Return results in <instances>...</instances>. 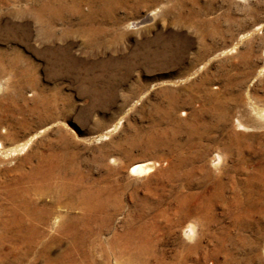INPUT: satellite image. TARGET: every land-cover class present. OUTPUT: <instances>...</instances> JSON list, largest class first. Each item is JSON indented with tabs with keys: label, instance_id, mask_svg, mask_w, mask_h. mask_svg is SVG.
I'll return each mask as SVG.
<instances>
[{
	"label": "rangeland",
	"instance_id": "374dc122",
	"mask_svg": "<svg viewBox=\"0 0 264 264\" xmlns=\"http://www.w3.org/2000/svg\"><path fill=\"white\" fill-rule=\"evenodd\" d=\"M49 25L0 0V219L17 190L44 214L37 242L0 239V264L64 248L71 217L72 252L134 241L164 264L194 212L186 264H258L264 0H72Z\"/></svg>",
	"mask_w": 264,
	"mask_h": 264
},
{
	"label": "bare ground",
	"instance_id": "6f19581e",
	"mask_svg": "<svg viewBox=\"0 0 264 264\" xmlns=\"http://www.w3.org/2000/svg\"><path fill=\"white\" fill-rule=\"evenodd\" d=\"M1 2L7 3V5H8V3H10V4L12 3L14 5H17L18 8H20L24 13L28 14V16H30L36 23H38V24H42L43 23L46 27L50 26L49 24L52 21V19L58 18V16H60L62 13L63 14L72 13V0H1ZM67 26H69V25H67ZM255 117L258 118V116H255ZM259 119H261V116H259ZM146 166H147L146 161H143V160L130 161V162H128L126 164V168L125 169H126L127 172H141V171H143L146 168ZM31 167H29V168L31 169ZM43 170L45 171L46 169H43ZM45 179H46V181H45L46 185H50L51 186L52 183L49 182L46 177H45ZM52 187L53 188H51L49 190L52 193L49 194L48 198L52 199V200H56L57 198L55 196V192L57 190L54 189V186H52ZM27 190H29V189H27ZM54 190H56V191L54 192ZM35 192H37V191H35ZM22 194H23L22 190L21 191L17 190V192L14 194V195H16V197L14 195H13V197L10 196L9 202L8 201L6 202L7 209L4 212V216L0 219V239L5 241V243H7V241L10 243L9 240H11L13 238L20 239L22 242H25V244L26 243L32 244L33 242H37L36 241L37 240V236L35 235V233L37 232L38 229L34 226V224L38 223V222H41L40 221V219H41L40 217H41V215H44V214H42L41 211H38V210H40V208H38V207H36L34 205H30L29 202L27 201V198L23 197L24 195H22ZM29 197H30V195H29ZM14 199H16V200L14 201ZM64 204H65L64 206L66 208H71L70 204H67V203H64ZM43 206H44V203H43ZM194 207H195V205H194ZM203 208H204V206H203ZM200 213L194 212L193 215H191L189 218H184L183 221L181 223H179V225H177L178 226L177 227L178 236L180 238L178 239V241L176 239V244H175L176 250H174L172 252V254L170 256V259H168V261H166V263H164V264H186V262L184 261L186 259V257H187V253L186 252H187L188 248H190V246L192 245L191 242H188V239H189V237L191 235L192 222H195V221H193L195 218H196V221H197V219H200L201 222H203L204 218H205L204 215H203V219L200 218L199 216L202 214V213L201 214ZM46 214L47 213L45 212V215ZM55 215H56V212H52L51 213L50 218H49L50 219L49 220L50 224H51L52 218H55L54 217ZM185 215H186V213H185ZM56 216H58V214ZM60 216H62V215H60ZM77 220H78V223H84V220H86V216H84V215H80L79 216L78 215ZM46 224H44V226ZM55 224L56 223H54V225ZM59 225H55V227L58 228ZM62 225H63V227L61 226L62 227L61 230L69 232V233H66L67 236H68L66 246L64 248L60 249V250H57V251L53 252L50 255H48V254L46 255V254L42 253L43 255H42L41 261L38 264H106L107 261L109 262V264H141V262H142L140 260L141 256H140V258L136 257L138 244L136 242H134V241H133L132 244L129 243V244H131V246H130L131 248L128 249L129 251H126L125 253H122L119 248H117V249H108V248H102V247L99 248L98 245H94L93 248H90V249H93V250H90V251L80 250L78 252V254L75 253V252H72V228H73L72 227V217L70 218V220H68L67 222H65ZM40 226L41 225H39V227ZM50 231H51V228H50ZM131 232H132V230L127 231V237L130 236L129 234H131ZM43 234L45 235V233H43ZM79 234L80 233L77 232L74 235V237L78 238ZM218 235H220V237L217 236V233L213 234L214 239L216 240L214 245H213L214 249L218 248V241L217 240H221V238L224 239L223 236H226L224 233H220V234L218 233ZM47 239H48V237H47ZM234 239L236 240V237ZM243 239H245V238L241 237L240 235L237 236V240L238 241H240V240L242 241ZM247 241H248V239H246V241L244 240L243 242H247ZM39 244H40V242H39ZM94 244H96V243H94ZM6 246H8V244L5 245V247ZM256 246H257L256 247L257 248V252H256L257 254L254 251H252V250H249L248 252L251 255H253L255 259L257 258V260H255V259L254 260L258 261V264H264V234L260 237V239L257 242ZM11 247H9V248H11ZM38 247L40 248V250H42L41 245H39ZM2 249L3 248H1L2 252L6 251V250H2ZM13 251H14V249H13ZM249 253H248V255H250ZM39 255H41V254H39ZM248 255L247 254L243 255V258L241 259L243 263H246L248 261V258H249ZM220 256H221V259L219 260L220 262L217 261V263H215V261H214V262H211V263L212 264H214V263L215 264H219V263L220 264H234V262H236L235 258L231 254H229L226 250L223 251V253H221ZM191 261H193V260H191ZM194 264H202V263L195 262Z\"/></svg>",
	"mask_w": 264,
	"mask_h": 264
}]
</instances>
